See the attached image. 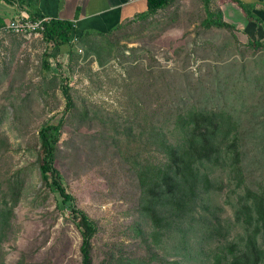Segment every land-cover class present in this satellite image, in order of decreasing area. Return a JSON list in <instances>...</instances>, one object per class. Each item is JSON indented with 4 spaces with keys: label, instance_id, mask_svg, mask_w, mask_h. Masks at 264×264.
Wrapping results in <instances>:
<instances>
[{
    "label": "rangeland",
    "instance_id": "374dc122",
    "mask_svg": "<svg viewBox=\"0 0 264 264\" xmlns=\"http://www.w3.org/2000/svg\"><path fill=\"white\" fill-rule=\"evenodd\" d=\"M204 4L169 0L154 14L77 37L71 51L55 52L41 33L0 32V264H81L71 209L57 205L39 170V129L59 119L56 165L98 226L93 264H210L221 239L200 229L219 218L227 239L243 232L239 195L264 188V45L250 43L255 33L204 25ZM196 111L231 116L244 183L236 186L228 160L208 164L212 185L197 203L198 223L156 243L140 208L139 168L157 153L141 133L159 129L175 142L179 117Z\"/></svg>",
    "mask_w": 264,
    "mask_h": 264
},
{
    "label": "trees",
    "instance_id": "16d2710c",
    "mask_svg": "<svg viewBox=\"0 0 264 264\" xmlns=\"http://www.w3.org/2000/svg\"><path fill=\"white\" fill-rule=\"evenodd\" d=\"M203 1L207 10L204 25L230 27L209 10V0ZM168 2L148 0V12L142 16L156 13ZM43 25V38L54 46L55 52H60L65 46H69L71 51L74 36L80 38L86 33L78 31L73 21L69 20L51 18L44 21ZM250 43L255 46L261 44L258 40ZM50 56L52 54L46 52L43 58L44 69L48 72L51 70ZM61 89L66 109L69 110L73 99L68 84L62 83ZM198 112L179 117L181 136L175 142L167 139L159 129H153L150 135H146L145 131L141 133L142 138H147L146 141L157 153L155 159L146 158L140 162L139 168L140 208L151 224L150 235L156 243L160 236L185 232L187 227H195L198 223L197 203L212 185L207 170H204L208 164L212 167L219 159L228 160L235 174L236 186L239 188L244 183L242 150L231 116L218 111ZM62 126L63 120L59 119L57 123H45L39 129L40 175L49 188L55 191L57 205L65 207L68 204L71 209L82 237L81 264H93L92 239L98 231L97 222L85 210L77 207L75 197L67 190L63 174L56 165ZM239 197L235 223L242 225L243 232H239L232 240L227 239V228L219 218L206 225V232L199 230L201 236L216 237L217 242L218 238L221 239L208 254L210 264H264V188L254 190L245 186Z\"/></svg>",
    "mask_w": 264,
    "mask_h": 264
},
{
    "label": "crops",
    "instance_id": "0c3cea01",
    "mask_svg": "<svg viewBox=\"0 0 264 264\" xmlns=\"http://www.w3.org/2000/svg\"><path fill=\"white\" fill-rule=\"evenodd\" d=\"M208 4L215 16L230 25L223 28L236 35L255 33L252 41L264 45V0H209ZM146 10L148 0H0V26L27 16L73 21L81 32H105Z\"/></svg>",
    "mask_w": 264,
    "mask_h": 264
},
{
    "label": "built area",
    "instance_id": "2783aa9c",
    "mask_svg": "<svg viewBox=\"0 0 264 264\" xmlns=\"http://www.w3.org/2000/svg\"><path fill=\"white\" fill-rule=\"evenodd\" d=\"M47 20H49V18H38L34 20L27 16L12 18L7 24L0 27V32L7 29L24 34L41 33V30L44 28L43 22ZM76 40L77 37L74 36L73 41Z\"/></svg>",
    "mask_w": 264,
    "mask_h": 264
}]
</instances>
